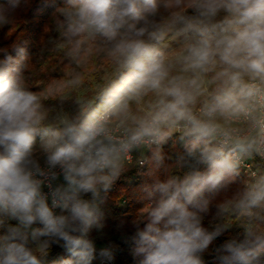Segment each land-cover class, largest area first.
I'll list each match as a JSON object with an SVG mask.
<instances>
[{
  "label": "clouds",
  "instance_id": "clouds-1",
  "mask_svg": "<svg viewBox=\"0 0 264 264\" xmlns=\"http://www.w3.org/2000/svg\"><path fill=\"white\" fill-rule=\"evenodd\" d=\"M22 2L0 3V26ZM58 11L68 55L99 41L119 83L98 93L102 112L88 116L92 102L78 97L84 118L62 114L53 126L47 97L25 86L13 56L0 59V264H42L52 244L70 254L62 264H92L87 237L100 227L101 193L133 151L149 149L162 167V145L174 135L184 171L145 187L150 203L130 239L140 264H205L202 254L228 230L204 226L206 193L236 176L242 159L264 158V0H65ZM170 34L183 41L171 57L158 47ZM209 74L219 87L196 113ZM67 84L78 89L83 78ZM150 93L153 111L137 118L132 103ZM225 212L246 223L217 249L219 264H264V176L221 205ZM99 255L111 260L112 250Z\"/></svg>",
  "mask_w": 264,
  "mask_h": 264
},
{
  "label": "trees",
  "instance_id": "trees-1",
  "mask_svg": "<svg viewBox=\"0 0 264 264\" xmlns=\"http://www.w3.org/2000/svg\"><path fill=\"white\" fill-rule=\"evenodd\" d=\"M3 2L4 0H0V3ZM63 7H65V0H27L26 4L22 2L20 8L11 13L7 25L0 26V59L5 54L13 56L17 62L15 66L25 86L31 91L43 93L47 97L44 103L48 109L54 102V98L50 94L54 84L65 85L64 88L69 90L70 87L67 82L74 74L84 73L82 67L89 54V46L86 42L78 57L74 58L68 55L60 30L55 23V20L59 18L58 10ZM162 15L166 21L168 13L163 12ZM18 48L23 50L22 56L17 55L15 50ZM92 60L98 68L103 65L111 68L114 64L111 58H108L102 65H99V61L95 57ZM98 68L89 76L98 77ZM89 69L91 70L92 67ZM84 79L89 80L88 77ZM113 80L117 84L119 75ZM107 106L104 104V98L98 97L93 107L87 110V115H94L95 111L100 113ZM161 151L164 156L163 166L155 168L149 162L152 155L151 151L149 149L137 150L134 162L132 164L125 163L124 172L107 191L109 201L125 204V207L117 209V211H122L123 215L132 222L140 218L142 209L150 203L147 193L144 191L146 186L153 185L157 180L163 181L169 175H181L184 171L176 166L177 155L183 152V146L177 141L176 135L162 145ZM246 159L251 163L257 159L256 165L252 163L257 169L260 162L258 156ZM141 161L144 162L141 163ZM251 182L253 179L250 176L238 173L214 194L206 193L210 200L209 208L219 210L221 205L231 201ZM260 215L264 216V212H261ZM238 216L229 212L223 214L224 221L234 223L235 226L216 238L202 254L205 264H219L217 249L228 238L240 235L246 220L240 226L236 224ZM242 219L245 218L242 217ZM260 227L264 229V224H260ZM134 233L135 229L133 235ZM126 246L132 260L129 264H140L142 257L135 255V246L131 239L128 240ZM63 261L61 259L55 263L42 261V264H62Z\"/></svg>",
  "mask_w": 264,
  "mask_h": 264
},
{
  "label": "rangeland",
  "instance_id": "rangeland-1",
  "mask_svg": "<svg viewBox=\"0 0 264 264\" xmlns=\"http://www.w3.org/2000/svg\"><path fill=\"white\" fill-rule=\"evenodd\" d=\"M87 44L89 46V54L82 67L83 72L87 75L82 72L76 73L80 74L83 78L82 86L78 89L69 88V90H67L64 88L65 85L57 83L54 84L55 86L50 91L51 96L54 98V102L49 107L50 114L48 123L53 126H55L58 116L62 114H67L72 117L81 115L80 105L77 103L78 97L90 100L92 102L89 107L90 109L97 101L99 97L98 93H100L101 90L110 88L116 84L113 79L118 77L119 73L115 64H113L111 68H108L105 65L98 68L93 64L92 59L94 57L99 61V65H102V63L110 58L106 54L103 46L97 40H88ZM159 45L161 51L171 57L180 51L183 41L180 37L170 34ZM89 67H92V69L90 70ZM96 68H98L99 76L96 78L89 76L96 70ZM85 77H88L89 80H85ZM206 81L207 82L204 85L205 91L198 97L196 104L193 107V111L196 113H199L200 107L204 101L207 100L219 87V82L212 81L211 74L206 78ZM54 103L56 104L54 105ZM104 104L107 105L106 99H104ZM155 104L156 97L154 94L150 93L139 102H133L131 105V111L137 118H140L153 111ZM94 114H98L97 111H95ZM82 118L83 115H81V119ZM130 123L131 122L129 121L128 124L130 125ZM38 143L39 139H37V144ZM252 163L256 165V163H258L257 159ZM257 171L258 178L264 176V162L261 160L257 166ZM257 179H253V181ZM101 195L104 197V200L103 203L100 204V217L98 220L100 227L93 226L87 237L93 241L96 248L95 258L92 261V264H129L132 260L127 251L128 247L126 246V243H128V240L133 235L135 226L132 221L123 215L122 211H117V209L125 207V204H117L109 201L107 198V192H102ZM84 198L91 199V196L89 194ZM223 214H220L217 209L209 208V212L205 215L203 220L204 226L209 231H212L216 225H222L227 227V231H230L235 224L224 221ZM245 220L246 218L243 220L241 216H238L236 224L242 226ZM12 223H15V221ZM102 248H111V260H107L99 255V251ZM69 258H71L70 254L63 247L57 244H52L42 261L55 263L57 260H65Z\"/></svg>",
  "mask_w": 264,
  "mask_h": 264
},
{
  "label": "built area",
  "instance_id": "built-area-1",
  "mask_svg": "<svg viewBox=\"0 0 264 264\" xmlns=\"http://www.w3.org/2000/svg\"><path fill=\"white\" fill-rule=\"evenodd\" d=\"M135 157H136V151H133V152L129 153V159L125 163L132 164L134 162V160H135ZM258 158L261 161L264 162V158H261L259 156H258ZM238 173H240V174H246V175L250 176L252 179H257L258 178V171H257V169L246 158L241 160V162H240V168L238 170ZM45 191L47 192L48 190L45 189Z\"/></svg>",
  "mask_w": 264,
  "mask_h": 264
}]
</instances>
